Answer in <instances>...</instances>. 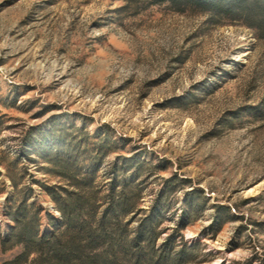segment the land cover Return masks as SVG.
<instances>
[{"label": "rangeland", "instance_id": "374dc122", "mask_svg": "<svg viewBox=\"0 0 264 264\" xmlns=\"http://www.w3.org/2000/svg\"><path fill=\"white\" fill-rule=\"evenodd\" d=\"M123 5L0 0V264L23 251L9 206L26 196L41 234L67 229L42 186L77 190L41 155L58 148L53 126L91 148L109 139L101 195L115 161L144 162L142 204L159 231L181 224L186 264H264V39L242 20Z\"/></svg>", "mask_w": 264, "mask_h": 264}, {"label": "trees", "instance_id": "16d2710c", "mask_svg": "<svg viewBox=\"0 0 264 264\" xmlns=\"http://www.w3.org/2000/svg\"><path fill=\"white\" fill-rule=\"evenodd\" d=\"M123 1L121 10L133 9L137 12L149 5L168 4L172 10L181 13L198 11L242 20L257 31L259 38L264 39V0ZM56 130L53 126L48 135L55 144H59L58 148L43 151L41 155L51 165V171H56L62 178L69 176L73 181L71 186L77 190L60 185L42 186L56 204L53 207L61 213L67 229L41 234L40 209L30 211L33 205L28 203L29 197L16 205L11 204L10 215L15 226L10 236L16 244L22 245L23 251L2 264H122V261L128 264H186L191 261L193 247L184 241L181 224L177 223L173 233H168L166 229L159 231L158 225L163 218L157 214L155 206L146 209L142 204L144 191L136 182L144 164L142 160L124 157L115 161L111 166L110 180L105 185L107 194L101 195L96 178L105 157L112 150L109 139L99 133L98 146L91 148L87 140L85 144L72 143L65 137V132ZM69 142L74 149L66 151L62 145ZM93 149L97 156L89 152ZM82 153L88 155L83 157H88L86 164L80 162ZM12 197L7 195V201H11ZM86 210L92 214L83 215ZM31 212L34 225L29 227ZM143 212L146 214L139 218ZM70 229L72 233L68 235ZM166 233L163 242L158 243L161 235Z\"/></svg>", "mask_w": 264, "mask_h": 264}]
</instances>
